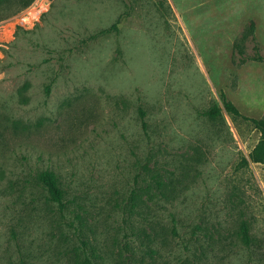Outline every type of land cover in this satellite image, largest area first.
<instances>
[{
    "label": "rangeland",
    "instance_id": "374dc122",
    "mask_svg": "<svg viewBox=\"0 0 264 264\" xmlns=\"http://www.w3.org/2000/svg\"><path fill=\"white\" fill-rule=\"evenodd\" d=\"M257 56L264 0H0V264H264L258 133L220 99L264 117Z\"/></svg>",
    "mask_w": 264,
    "mask_h": 264
},
{
    "label": "trees",
    "instance_id": "16d2710c",
    "mask_svg": "<svg viewBox=\"0 0 264 264\" xmlns=\"http://www.w3.org/2000/svg\"><path fill=\"white\" fill-rule=\"evenodd\" d=\"M115 27L114 25L112 26ZM255 60L258 61H264V58L261 56H257ZM51 90V85H47L45 88V93L48 95ZM221 104L224 111L229 114L232 117H239L244 120L249 121L256 132L258 133V139L255 145L252 147L250 152L248 153V160L257 165H263L264 166V117L263 118H251L241 115L237 107L230 102L226 96L221 93L220 94ZM205 116L209 118H216L220 115V108L218 106H212L207 111L203 113ZM142 127L144 128V122H141ZM243 161L246 163V160L243 159ZM36 180L38 183L44 187L48 194V199L54 203H56L60 210L64 208V195L63 191L60 187V184L58 182L57 176L53 171L50 170H43L40 171L36 175ZM244 239L247 240L246 230L243 231ZM82 246L86 247L87 243L83 239H80ZM83 264H93L91 260L85 255L83 257Z\"/></svg>",
    "mask_w": 264,
    "mask_h": 264
}]
</instances>
